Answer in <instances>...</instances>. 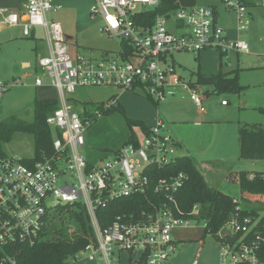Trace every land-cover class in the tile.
I'll return each instance as SVG.
<instances>
[{"label": "built area", "instance_id": "1", "mask_svg": "<svg viewBox=\"0 0 264 264\" xmlns=\"http://www.w3.org/2000/svg\"><path fill=\"white\" fill-rule=\"evenodd\" d=\"M221 2L237 14V31L246 29L247 6L239 0ZM158 5L159 0H93L89 14L91 19L102 20L100 32L121 40L117 52L98 60L70 52L61 24L46 17L62 8L56 0H24L16 11L0 9L5 13L0 25L19 26L25 37L36 28L44 31L48 54L37 60L36 69L50 79L60 96L59 107L45 119L57 132L54 154L32 164L0 158V248L4 252H17L18 244L36 241L47 216L58 206L80 204L88 214L95 244H88L75 258L85 256L97 264H114L119 260L114 256L116 252L125 251L137 264H164L176 249L173 230L189 220L200 219V205L192 206L187 214L177 203L176 194L185 180L183 172L155 176L154 168L164 169L182 155L178 153V140L159 113L147 133L136 136L110 156L90 162L82 148L91 118L75 111L66 97L77 87L111 86L141 93L159 103L188 89L199 113H204L203 98L177 73L173 54L198 53L207 48L226 54L229 50L245 53L248 46L243 40L225 35L209 6L180 8L170 18L157 14L150 27L135 22L134 16ZM171 19V29L177 32L169 29ZM122 40L132 46L125 57ZM21 83L18 79L11 83L0 79V98L10 86ZM34 85H43L38 76ZM115 103L113 97L104 106ZM131 195L145 196L147 206L134 213L118 214L111 224L101 228L97 209ZM218 236L219 264H264L263 217L233 216L219 229ZM134 253L138 254L135 260Z\"/></svg>", "mask_w": 264, "mask_h": 264}, {"label": "rangeland", "instance_id": "2", "mask_svg": "<svg viewBox=\"0 0 264 264\" xmlns=\"http://www.w3.org/2000/svg\"><path fill=\"white\" fill-rule=\"evenodd\" d=\"M56 1L62 8L56 13H47L46 17L61 24L65 42L71 53L98 60L119 50L121 40L100 32L102 20L99 17L91 19L89 7L93 0ZM196 3L199 6H217L219 26L226 29L224 32L231 37L245 41L248 46V52L229 50L222 56L223 71L237 69L238 82L244 87L238 93H208L206 90L210 87L200 85L197 93L203 98L205 112L202 115L190 99L188 89H182L159 101L157 107L141 93H124L121 89L111 86L77 87L67 97L77 101L73 109L78 112L82 102H106L117 95L121 98L125 115L131 119L150 120L151 116L155 117L159 113L169 125L171 134L182 140L184 146L192 151L190 153L194 154L196 161L209 158V163L215 164L213 170H201L208 184L218 188L220 186L227 193H233L238 196L239 201L241 197H245L241 203L255 209L259 216L264 218V194H247L240 190L233 178H230L233 181H225V175L231 171L230 164L234 166L233 162H243L253 172L264 173V159L253 161L239 158L241 161H233L227 158V154L220 152L229 154L230 145L224 146V149V144L220 143L224 137L238 138L233 124L237 127L242 123L264 126V115L255 109L256 106L264 105V0H256L253 6L247 8L248 25L240 33L236 32L237 14L227 9L221 0H197ZM173 21L171 19L168 22L169 29ZM8 28L11 26L2 25L0 30V79L7 83L18 79L22 83L10 86L0 98V120L14 115L26 122H32L36 99L60 98L59 91L51 85L50 79L44 76L40 69L34 70L36 61L48 54V43L40 30L38 38L43 39L19 37L16 31H6ZM11 34L17 38L7 41ZM22 59L28 60L31 67L23 68L20 62ZM219 59L220 51L210 48L198 53L177 52L172 56L177 73L188 83L196 80L194 72L197 70L206 75L217 72ZM36 76L43 82L41 87L34 85ZM222 100L228 102L227 106L221 103ZM132 130L137 137H141L143 132L138 127L133 126ZM129 134L125 117L119 111L102 114L87 128L84 134L86 145L82 148V153L90 162L110 156L112 151L123 146ZM0 149L6 157L14 160L31 158L34 154L33 137L29 133L15 132L8 142L1 144ZM198 151L200 155L204 153L203 157L197 155ZM178 153L182 154L183 151ZM218 155H224L222 160L228 162L218 160ZM204 225L205 220L201 218L198 221L189 220L185 226L176 228L178 230L172 232L174 240L177 241L176 249L170 255L173 260L172 263H166L168 258L164 264H219L216 237L207 234L202 238ZM114 256L119 259L114 264H137L136 261H129V254L125 251L119 254L116 252ZM84 257L75 258L67 264H84ZM137 257L138 254L134 253V258Z\"/></svg>", "mask_w": 264, "mask_h": 264}, {"label": "trees", "instance_id": "3", "mask_svg": "<svg viewBox=\"0 0 264 264\" xmlns=\"http://www.w3.org/2000/svg\"><path fill=\"white\" fill-rule=\"evenodd\" d=\"M24 1V0H23ZM197 0H159V5L153 10L145 11L134 16L137 24L143 27H150L157 14L170 18L180 8L195 6ZM243 5L253 6L256 0H239ZM216 18L217 12L214 9ZM121 46L124 49L122 56L125 57L132 51L128 41L122 40ZM220 52L219 69L209 75L197 70L196 80L189 82L191 88L197 89L200 85L208 86V93H238L244 87L238 82L237 69L231 71L222 70V56ZM198 90V89H197ZM155 107L158 102L145 97ZM71 99V98H70ZM111 99V98H110ZM110 99L106 102H109ZM77 101L74 100V104ZM106 102H82V115L90 117L93 123L102 114L119 111L124 117L130 130L124 144L131 142L136 135L132 127H138L143 133L149 131V126L140 119H131L125 115L124 106L116 101L112 106H104ZM59 107V100L54 97L36 99L34 102V117L32 122H26L18 116H10L0 120V146L8 142L15 132L29 133L33 137L34 154L31 158L22 159L24 163L49 158L54 154L53 138L57 134L46 124V117ZM264 115V105L256 106ZM92 125V124H91ZM238 135V157L241 159H264V126L257 123H242L237 127ZM123 144V145H124ZM0 158H6L0 149ZM155 176H163L167 172L176 174L179 171L185 175V180L179 188L176 199L181 210L188 214L192 206L200 205L199 218L205 220L202 238L212 234L219 239L218 231L226 221L233 216L242 219L249 216L252 219L259 216L255 209L248 208L237 198L223 192L218 187L208 184L202 169L197 161L190 155L182 154L173 163L168 164L164 169L154 168ZM238 183L242 192L247 194H264V173L250 172L246 170L237 171L235 174L228 173ZM147 206V198L143 195H131L120 197L110 201L96 211L98 223L104 228L112 223L115 216L122 213H134ZM261 223L263 219L260 220ZM260 223V224H261ZM94 243V234L87 212L80 204L60 205L45 221L39 237L32 244H18L17 252L12 249L0 248V264H67L75 259L76 254L82 251L88 244Z\"/></svg>", "mask_w": 264, "mask_h": 264}, {"label": "crops", "instance_id": "4", "mask_svg": "<svg viewBox=\"0 0 264 264\" xmlns=\"http://www.w3.org/2000/svg\"><path fill=\"white\" fill-rule=\"evenodd\" d=\"M24 3V1L23 0H0V9H5V10H7V11H16V10H18V9H20L21 8V6H22V4ZM222 3V2H221ZM223 4V3H222ZM209 7H211V8H213V9H216V12H217V16H216V18H215V20L217 21V23H218V7L217 6H214V5H210ZM250 7V6H249ZM248 8V7H247ZM250 12V11H249ZM248 13V12H247ZM4 12H1L0 13V20H2V18H3V16H4ZM248 16V15H247ZM219 24V23H218ZM1 28H2V25H0V30H1ZM10 29V32L11 33H13L14 31H16L17 32V34H18V36L19 37H25V36H23L22 35V32H21V28L19 27V26H11V28H8V29H6V31L7 30H9ZM224 29V28H223ZM44 34V31L41 29V28H36V29H33L32 30V35L31 36H29V38H34V39H43V38H38L40 35L38 34V32L39 33H41L40 31ZM226 29H224V31H225ZM236 32L237 33H240L241 31H237L236 30ZM225 33V32H224ZM225 35L228 37V38H230V39H236V38H233V37H231L230 35H228L227 33H225ZM14 38H17V36H15V35H10V37H8L6 40L8 41H11V40H14ZM47 51H48V49H47ZM21 62V65H22V67L23 68H30L31 67V64H30V62L28 61V60H21L20 61ZM37 61H36V64H35V66H34V70H36V71H38L37 69ZM35 87H41V86H35ZM124 93H125V91H124ZM67 97V96H66ZM113 97H115L116 98V101H118V102H120L121 103V98L119 97L118 98V96L117 95H114V96H112L111 98H113ZM67 99H68V102L72 105V107L74 108L75 106H76V104H74L73 103V101L75 100V99H70V98H68L67 97ZM69 100H71V101H69ZM73 100V101H72ZM76 101V100H75ZM122 104V103H121ZM227 104H228V102L226 103V104H223V105H225V106H227ZM158 106V105H157ZM79 109H80V111H82V105H81V103H80V105H79ZM199 114H203V113H199ZM140 120H142L143 122H145L148 126H150V125H152L153 124V122H154V116H151V119L150 120H146V119H142V118H139ZM228 120V119H227ZM230 121H232V120H230ZM197 123H200V122H197ZM234 125V127H235V130L237 131V125L236 124H233ZM177 140H178V142H179V144H180V150H182L183 151V153L182 154H187V155H190L191 157H193V159L195 158L194 157V154L193 153H190V152H192V151H190L189 149H188V147H186V146H184V144H183V142H182V140H179L177 137H175ZM220 143H221V145L222 144H224L223 145V147L225 146V147H227L228 146V144L230 145L229 146V154L228 153H223V151H220L222 154H227V158H230V159H232L233 161H241V160H239V157L237 156L238 155V138L236 137L235 139L233 138V137H230V138H227V137H224V139H222L221 141H220ZM85 145H86V142H85ZM220 145V146H221ZM225 147H224V149H225ZM195 152V151H194ZM201 152V151H200ZM197 155L201 158V157H203V155H204V153L202 152V154L200 155V153H199V151L197 152ZM238 157V158H237ZM217 158H219L218 160H222L223 158H225L224 157V155H218V157ZM215 159V158H214ZM195 160V159H194ZM245 160H251V159H245ZM196 161V160H195ZM199 161V162H198ZM197 161V163L199 164V166H200V168L201 169H204V170H213V165H215V164H210L209 163V158H204V159H199ZM223 162H228V161H225V160H222ZM253 161H255V160H253ZM234 163V166L232 165V164H230V167H231V171H229V172H232L233 174H235L237 171H241V170H246V171H250V172H253L251 169H248V167H247V165L245 164V163H243V162H233ZM239 166L238 168H236L235 166ZM228 172V173H229ZM228 173L225 175V181H227V182H230V181H233V180H231L229 177H228ZM234 182H236V181H234ZM236 185H238L237 184V182H236ZM219 188L223 191V192H225V193H227L226 191H224L220 186H219ZM241 190V189H240ZM227 194H229V195H231V196H233V197H235V198H238V196H236V195H234L233 193L231 194V193H227ZM179 228V227H178ZM175 231L176 230H178V229H174ZM174 230H173V232H174ZM176 240H175V244H176ZM177 246V245H176ZM218 246V245H217ZM171 256H169V259L166 261V263H172V257L170 258ZM219 257V256H218ZM132 259H135L134 258V256H132ZM129 261H130V259H129ZM73 262H76V261H73ZM130 262H133V261H130ZM84 264H97L96 262H92V261H89V260H85L84 261Z\"/></svg>", "mask_w": 264, "mask_h": 264}, {"label": "water", "instance_id": "5", "mask_svg": "<svg viewBox=\"0 0 264 264\" xmlns=\"http://www.w3.org/2000/svg\"><path fill=\"white\" fill-rule=\"evenodd\" d=\"M225 233H226L225 230H222V231H221V234L225 235Z\"/></svg>", "mask_w": 264, "mask_h": 264}]
</instances>
